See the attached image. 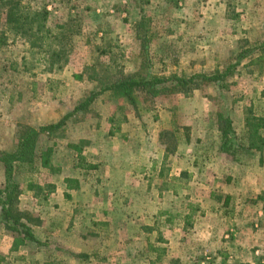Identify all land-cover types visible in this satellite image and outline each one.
<instances>
[{"label":"rangeland","instance_id":"rangeland-1","mask_svg":"<svg viewBox=\"0 0 264 264\" xmlns=\"http://www.w3.org/2000/svg\"><path fill=\"white\" fill-rule=\"evenodd\" d=\"M229 67L221 87L169 84L132 100L105 91L127 78H190ZM67 115L63 126L41 133L34 166L15 176L19 212L29 220L22 202L46 197L30 198L31 214L54 229L44 242L34 234L39 243L27 242L16 264L264 261V221H249L264 213V178L251 198L231 196L238 187L229 165L251 151H220L224 121L236 144L250 149L248 120L264 119V0H0V189L3 156L30 128ZM141 133L148 142L157 134L161 148L125 149L126 135ZM49 148L57 171L41 167ZM220 156L227 162L216 172ZM66 173L81 181L70 199L60 187ZM0 225L17 251L16 234ZM243 225L244 234L231 231ZM239 236L243 245L255 237L248 256ZM12 261L0 255V264Z\"/></svg>","mask_w":264,"mask_h":264},{"label":"trees","instance_id":"trees-1","mask_svg":"<svg viewBox=\"0 0 264 264\" xmlns=\"http://www.w3.org/2000/svg\"><path fill=\"white\" fill-rule=\"evenodd\" d=\"M43 15H45V12L43 13ZM42 29L43 25L40 24L38 27V31L40 32L42 31ZM233 68L229 67L225 73L215 72L211 75L199 74L194 75L190 78H180L176 75L168 78L152 76L150 78L138 80L127 78L126 80L105 89V91H119L121 96L132 100L134 92L141 90H146L149 92L153 89H157L158 87L166 86L169 84L177 87L182 91L191 90L192 87L199 89L202 86L212 84L216 85L217 87H221L223 81L231 74ZM98 96L99 93L92 94L88 101L80 105V107H78V109H75V111L84 109L86 106L91 104ZM70 117L71 115H67L57 125L43 127L39 130L30 128L20 138L17 150L12 153H6L2 158L5 173V185L3 189H0V223L3 224L6 229L16 234L15 245L13 247L14 250H17L20 246L25 245L27 242L39 243L31 227L24 223L25 216L18 210V201L22 192L20 190L19 184L15 180V176L17 175L18 170L21 166H34L37 157L35 153V143L41 133L63 126ZM221 128L223 136L220 151L222 153L226 155H236L238 154V152L241 153L246 150L253 153L261 152L263 150L262 148L264 146V140L263 138H261V130L264 129V119H254L253 117L251 120H248L247 128L249 130L250 149H242V147L236 144V142L234 141L235 132L229 119L224 121V125H222ZM52 154L53 149L49 148L40 156L41 167L43 169L57 171V169H55L54 165L52 164ZM74 182L76 181L72 179L66 180V184L69 190L78 189L76 185H73ZM31 188H33V186L29 187V189Z\"/></svg>","mask_w":264,"mask_h":264},{"label":"crops","instance_id":"crops-1","mask_svg":"<svg viewBox=\"0 0 264 264\" xmlns=\"http://www.w3.org/2000/svg\"><path fill=\"white\" fill-rule=\"evenodd\" d=\"M126 137H128L127 140L124 141V147L125 149H158L161 148L160 142H159V137L156 134H152V138L151 141L148 142L147 140H145V137L143 135V133H141L138 138L136 137H130V135H126ZM133 138V139H132ZM89 149H95L93 147H90ZM259 154V153H258ZM227 162L226 157L224 156H220L218 158H216V162L214 163L215 170L216 172L219 171L220 168L224 167V164ZM233 168V170L230 172L231 173V177L228 178V180H231V185L233 187H238L237 189V193L233 194L231 196H240L241 193L243 195V197L248 195V198H251V196H249V194L252 192V187L257 184V182H259V177L262 176L264 178V149H263V153L257 155L256 152H250V154H246L243 159L240 157L239 160H235L231 163V165H229ZM63 168V167H62ZM65 169V168H64ZM259 171H262V173H260ZM67 179H72L75 180L76 182H74V186L76 185L78 187L77 190H79V188L81 187V181L79 177L73 176V175H68L66 173L65 177L62 180V185L60 186L62 188V194L64 198H72L73 194L75 191V189H68V186L66 184V180ZM30 198L34 201H36L38 204H41V200H43L44 202H47V200L45 199L46 197L40 198L38 196H28V203H23L21 204L20 210L23 213H27L28 215H30V219L29 217L27 219L29 220H25V222H27L30 227L33 229L34 234L37 236V238L43 240L46 239V237L48 235H52L53 233V228L51 227L52 224L46 222L45 217H43L41 214L40 215H35L36 219H33V215L31 214L32 209L31 205H30ZM235 197H232V200L235 201L234 199ZM58 200L61 201V197L58 196ZM22 201V198H21ZM43 203V202H42ZM36 206V205H35ZM249 215V214H248ZM245 215V216H248ZM250 222H253L254 218H260L262 219V221H264V217H260V216H264V213L260 212L259 214L254 213L252 215H250ZM259 220V219H258ZM29 221V222H28ZM250 228H252L253 226H251L250 224L248 225ZM246 226H242L239 227V229H231L232 232H236L238 233L240 231V234H244L245 233V228ZM249 232V230H247ZM246 231V234H248V232ZM254 230L253 228L251 229V233L253 234ZM56 233V232H55ZM241 236H239L238 239H236L237 241V247L241 248L240 246H242V248H244V250L246 251V255L249 254L247 251L249 249V247H253L255 242H254V236L253 239L250 238V236H248V238H250V241L248 239V241H246L245 245H243V242L241 240ZM241 241H240V240ZM13 237H9V235L7 234V232L5 231V229L0 225V255H1V259L2 260H7L8 256L10 255V260L13 259L12 263L10 264H16L17 261L19 260V256L22 254L23 251H25L27 248H30V246L32 245L31 243H27L25 246H21L18 248L17 251H12V245H13ZM259 251H256L255 253H252V257H254L255 255H258ZM248 256V255H247ZM254 261H251V259L249 260V258L246 257V260H232L230 261V264H264V261H260V258H256L254 257ZM256 260H258V262H255ZM2 264H4V262H2ZM223 264H225V261L223 262Z\"/></svg>","mask_w":264,"mask_h":264}]
</instances>
